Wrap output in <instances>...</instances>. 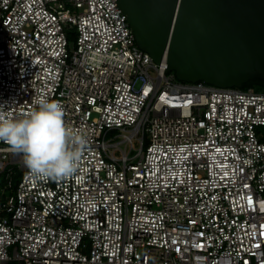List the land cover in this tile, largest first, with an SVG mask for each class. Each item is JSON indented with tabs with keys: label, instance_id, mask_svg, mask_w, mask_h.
Here are the masks:
<instances>
[{
	"label": "built area",
	"instance_id": "built-area-1",
	"mask_svg": "<svg viewBox=\"0 0 264 264\" xmlns=\"http://www.w3.org/2000/svg\"><path fill=\"white\" fill-rule=\"evenodd\" d=\"M40 99L87 144L52 181L0 142V264H264V93L179 80L116 0H0V104Z\"/></svg>",
	"mask_w": 264,
	"mask_h": 264
},
{
	"label": "water",
	"instance_id": "water-1",
	"mask_svg": "<svg viewBox=\"0 0 264 264\" xmlns=\"http://www.w3.org/2000/svg\"><path fill=\"white\" fill-rule=\"evenodd\" d=\"M138 46L181 81L264 79V0H116Z\"/></svg>",
	"mask_w": 264,
	"mask_h": 264
},
{
	"label": "clouds",
	"instance_id": "clouds-1",
	"mask_svg": "<svg viewBox=\"0 0 264 264\" xmlns=\"http://www.w3.org/2000/svg\"><path fill=\"white\" fill-rule=\"evenodd\" d=\"M38 107L23 118H7L11 104H0V142L22 155L30 174L40 180L62 181L77 171L87 140L65 123V112L57 100L40 99Z\"/></svg>",
	"mask_w": 264,
	"mask_h": 264
},
{
	"label": "trees",
	"instance_id": "trees-1",
	"mask_svg": "<svg viewBox=\"0 0 264 264\" xmlns=\"http://www.w3.org/2000/svg\"><path fill=\"white\" fill-rule=\"evenodd\" d=\"M242 88L243 89L252 88L256 92L264 93V79L250 80L246 84H244Z\"/></svg>",
	"mask_w": 264,
	"mask_h": 264
},
{
	"label": "rangeland",
	"instance_id": "rangeland-1",
	"mask_svg": "<svg viewBox=\"0 0 264 264\" xmlns=\"http://www.w3.org/2000/svg\"><path fill=\"white\" fill-rule=\"evenodd\" d=\"M257 132H258V134H260V135L263 136V138H264V127H258V128H257ZM119 140H121V137L118 138V139H116L115 141H119ZM124 147H125V146L122 145V148H124ZM138 147H139L138 144L135 143V144H134V148H138ZM116 155H117L118 157H120V156H121V152H120V151H117V152H116Z\"/></svg>",
	"mask_w": 264,
	"mask_h": 264
}]
</instances>
